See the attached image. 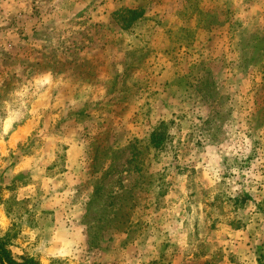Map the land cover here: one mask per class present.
<instances>
[{
  "label": "rangeland",
  "instance_id": "rangeland-1",
  "mask_svg": "<svg viewBox=\"0 0 264 264\" xmlns=\"http://www.w3.org/2000/svg\"><path fill=\"white\" fill-rule=\"evenodd\" d=\"M250 6L0 0V231L15 256L264 264V35L239 59L193 46L199 30L238 34Z\"/></svg>",
  "mask_w": 264,
  "mask_h": 264
},
{
  "label": "crops",
  "instance_id": "crops-1",
  "mask_svg": "<svg viewBox=\"0 0 264 264\" xmlns=\"http://www.w3.org/2000/svg\"><path fill=\"white\" fill-rule=\"evenodd\" d=\"M243 13L244 24L236 35L229 33V29L224 28L214 29L213 32L199 30L196 38L197 42L193 45L194 47L198 46V50H201L198 58L203 56L201 59L208 62L221 60V57H232L234 54L232 51L236 52L237 59H239L240 53L242 58L246 57L247 51L242 46L243 38L247 34L256 37L264 35V0H251V6ZM210 33L215 36L212 42L209 41ZM233 36H235L234 39H232ZM209 45H211L210 49L208 48ZM237 77L240 78V74Z\"/></svg>",
  "mask_w": 264,
  "mask_h": 264
},
{
  "label": "trees",
  "instance_id": "trees-1",
  "mask_svg": "<svg viewBox=\"0 0 264 264\" xmlns=\"http://www.w3.org/2000/svg\"><path fill=\"white\" fill-rule=\"evenodd\" d=\"M124 11L134 15V17L136 18L142 15V13L137 12V10L125 9ZM166 124L167 122L162 121L158 127L159 129H156L150 135L151 145L158 146L162 142V136L164 135V133L160 131V128L165 126ZM136 142H139V140H137ZM11 202L16 203L17 205H21L22 203H26L28 201L17 202L16 198H11L9 200H6L5 204ZM5 212L7 213L8 217L13 218L8 207L5 208ZM14 237L15 235L14 236L11 235L9 231L6 232L0 231V264H41L34 256H25V257L15 256V254L11 250L12 240Z\"/></svg>",
  "mask_w": 264,
  "mask_h": 264
}]
</instances>
